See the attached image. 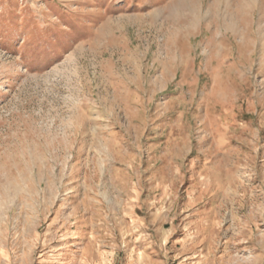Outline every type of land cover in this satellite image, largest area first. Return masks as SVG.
Returning <instances> with one entry per match:
<instances>
[{"label":"rangeland","instance_id":"1","mask_svg":"<svg viewBox=\"0 0 264 264\" xmlns=\"http://www.w3.org/2000/svg\"><path fill=\"white\" fill-rule=\"evenodd\" d=\"M0 264H264V0H0Z\"/></svg>","mask_w":264,"mask_h":264}]
</instances>
